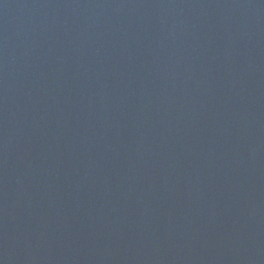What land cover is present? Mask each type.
I'll list each match as a JSON object with an SVG mask.
<instances>
[{
	"label": "water",
	"instance_id": "95a60500",
	"mask_svg": "<svg viewBox=\"0 0 264 264\" xmlns=\"http://www.w3.org/2000/svg\"><path fill=\"white\" fill-rule=\"evenodd\" d=\"M0 264H264V0H0Z\"/></svg>",
	"mask_w": 264,
	"mask_h": 264
}]
</instances>
